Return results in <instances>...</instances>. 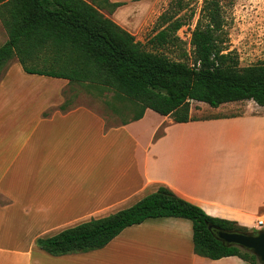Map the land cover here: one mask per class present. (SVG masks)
I'll return each mask as SVG.
<instances>
[{
  "label": "crops",
  "instance_id": "1",
  "mask_svg": "<svg viewBox=\"0 0 264 264\" xmlns=\"http://www.w3.org/2000/svg\"><path fill=\"white\" fill-rule=\"evenodd\" d=\"M2 30L0 20V38ZM12 62L0 79V264H251L196 253L193 223L181 217L149 218L84 252L52 255L37 241L130 207L161 185L213 217L259 229L264 106L193 100L191 115L206 117L160 114L152 123L147 108L138 120L108 126L79 96L61 107L68 79Z\"/></svg>",
  "mask_w": 264,
  "mask_h": 264
},
{
  "label": "trees",
  "instance_id": "2",
  "mask_svg": "<svg viewBox=\"0 0 264 264\" xmlns=\"http://www.w3.org/2000/svg\"><path fill=\"white\" fill-rule=\"evenodd\" d=\"M125 4L113 0H0V20L8 35L0 45V79L16 56L28 73L114 91L139 109L123 124L142 118L147 108L176 122L190 121L195 118L191 115L193 100L213 107L240 100L264 106V63L243 67L237 54L224 47L220 0H204L191 38L192 61L177 35L187 24L183 12L191 7V0H171L158 17L159 30L149 41L150 49L101 11L114 12ZM167 49L179 54L169 55ZM108 105L113 106L111 101ZM67 106L68 98L61 107ZM159 217L190 219L194 250L199 255L212 259L236 255L262 264L253 252L224 243L209 225L225 231L260 229L213 217L166 185L130 207L37 242L52 255L89 251L104 247L128 226Z\"/></svg>",
  "mask_w": 264,
  "mask_h": 264
},
{
  "label": "rangeland",
  "instance_id": "3",
  "mask_svg": "<svg viewBox=\"0 0 264 264\" xmlns=\"http://www.w3.org/2000/svg\"><path fill=\"white\" fill-rule=\"evenodd\" d=\"M113 1H126L127 4L119 7L114 12H110L107 8H101V11L134 34L137 40L147 45L150 49L149 41L159 30L158 17L169 8L171 0ZM220 1L224 19V47L227 51H233L237 54L240 65L243 67L264 63V0ZM203 3L204 0H191V7L183 12L187 24L177 31V35L183 41L182 50L184 49L190 55V61H192V33L201 17ZM2 35L3 39L2 37L0 38V45L6 37L4 30H2ZM165 51L169 55L177 56L179 54L178 50L175 53L168 52L170 51L168 49ZM17 59L15 56L9 63L15 60L17 64L19 61ZM71 85L70 90L72 91L67 90L66 92L68 105L76 102L78 96L81 97L82 102L95 107L105 116L108 126L120 124L124 120H130L138 109L132 105L128 98L115 96L114 91H100L78 83ZM109 101H111L113 106L108 105ZM196 105L198 107V104L192 102V106L196 107ZM151 113L155 114L149 118V121L153 123L159 119L160 116L158 115L160 114L154 110ZM195 117L201 118L206 117V115L197 114ZM164 128L166 126H162L159 132H163ZM188 221L191 220L188 219Z\"/></svg>",
  "mask_w": 264,
  "mask_h": 264
},
{
  "label": "water",
  "instance_id": "4",
  "mask_svg": "<svg viewBox=\"0 0 264 264\" xmlns=\"http://www.w3.org/2000/svg\"><path fill=\"white\" fill-rule=\"evenodd\" d=\"M210 229H214L216 236L227 245H235L242 249L253 252L264 264V229L257 232L253 231H225L213 225H209Z\"/></svg>",
  "mask_w": 264,
  "mask_h": 264
},
{
  "label": "built area",
  "instance_id": "5",
  "mask_svg": "<svg viewBox=\"0 0 264 264\" xmlns=\"http://www.w3.org/2000/svg\"><path fill=\"white\" fill-rule=\"evenodd\" d=\"M257 227H258L259 229L264 228V218H259V219L257 220Z\"/></svg>",
  "mask_w": 264,
  "mask_h": 264
}]
</instances>
